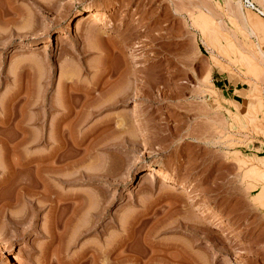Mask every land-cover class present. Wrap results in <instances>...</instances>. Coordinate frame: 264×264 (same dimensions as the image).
<instances>
[{"label": "rangeland", "instance_id": "374dc122", "mask_svg": "<svg viewBox=\"0 0 264 264\" xmlns=\"http://www.w3.org/2000/svg\"><path fill=\"white\" fill-rule=\"evenodd\" d=\"M247 1L264 10L0 0V264H264V16Z\"/></svg>", "mask_w": 264, "mask_h": 264}, {"label": "bare ground", "instance_id": "6f19581e", "mask_svg": "<svg viewBox=\"0 0 264 264\" xmlns=\"http://www.w3.org/2000/svg\"><path fill=\"white\" fill-rule=\"evenodd\" d=\"M247 2H249L250 3V5L255 9V10H257L260 14H262L263 16H264V10H261L260 8H257L256 6H255V4L253 3V2H251V1H247ZM243 5H241V7H242ZM262 6V5H261ZM106 7V6H105ZM106 9V8H105ZM105 12V11H104ZM104 19H105V14L103 13V11L102 12H91V13H88V15H86V17L84 16V17H82V18H80L78 21H77V23H76V25H75V28H73L72 27V29H75L76 31H77V33H79V32H81L83 29H85V28H92V26H94V25H97V24H100L101 22H103L104 21ZM110 26V25H109ZM70 28V27H69ZM73 31V30H72ZM230 46V45H229ZM229 46H228V48H229ZM228 50H230V51H232V53L233 54H237V55H239V59L241 60V59H244V56L240 53V52H233V50H231L230 48L228 49ZM229 52V51H228ZM260 100V99H259ZM138 105V104H137ZM257 105V104H256ZM259 106V108H260V105H258ZM137 107H139V106H136V108L134 107V110L135 109H137ZM257 108V107H256ZM262 108V107H261ZM256 110H258V109H256ZM257 112V111H256ZM260 112V111H259ZM262 113V112H261ZM70 114H72L71 112H70ZM253 114H255V113H253ZM252 118H251V120H253L254 122H256L257 120V118H255V116H251ZM262 117V116H261ZM260 121V120H259ZM258 121V122H259ZM260 123V122H259ZM263 124V123H262ZM256 128H258V126L256 127ZM258 133H259V131H258ZM261 163H263L262 161H260ZM19 164V163H18ZM20 164H22V163H20ZM28 163H26L25 162V165H23V167L25 166L26 167V165H27ZM29 164H30V162H29ZM28 164V165H29ZM27 165V166H28ZM17 166V165H16ZM32 166H34V165H32ZM39 166H41V165H38L37 166V168L36 169H38L37 171H40V172H42L43 170H44V168L43 167H45V166H42V171L40 170L41 168L39 167ZM48 166V165H47ZM50 166V165H49ZM262 167H264V164H263V166ZM3 168H5V167H3ZM2 167H1V169H3ZM27 168V167H26ZM31 170L33 169V167L31 168V166L29 167ZM29 168H27V170L29 169ZM34 168V169H35ZM48 168L52 171V169H53V167H46V171H48ZM154 168V167H153ZM153 168H151L152 170L149 172V174L147 173L143 178H144V180H145V178L147 179V180H149V181H156V180H160V181H162V182H168V181H171L172 180V175H170L168 172H166V170L164 171V170H162V168L161 169H153ZM259 169V168H258ZM257 169V170H258ZM264 169V168H263ZM19 170V169H18ZM49 170V172H51ZM11 171V170H10ZM14 171V170H13ZM21 171H23V170H20V172ZM18 172V171H17ZM40 172H38L37 173V175L38 176H40ZM45 172V171H44ZM14 173V172H13ZM43 173V172H42ZM16 174V173H15ZM255 174L256 175H258V176H260L261 178L263 177L264 178V171L263 172H256L255 171ZM7 175H9V174H7ZM11 175V174H10ZM37 176V177H38ZM44 176H40L39 177V179H40V181H42L41 179H43L44 180V178H43ZM7 178H8V176H7ZM142 181L143 183H146L147 182V180H145V181ZM177 180V179H176ZM3 182V181H2ZM38 183V182H37ZM41 183V187H42V185H44L43 183H45V185H47L46 184V182L45 181H43V182H40ZM39 184V183H38ZM40 185V184H39ZM44 185V187H46ZM27 186V188H26V190L28 189H30V187H31V185H29V187H28V185H26ZM25 186V187H26ZM34 186H36V185H34ZM34 186H32L31 188H35ZM38 186V185H37ZM24 187V186H23ZM25 187L23 188L24 189V192H25ZM174 187V186H173ZM179 187V186H178ZM37 188V187H36ZM47 188V187H46ZM174 188H176L177 189V187H174ZM181 189V191H184V192H186V193H191V188L189 189L188 187H181L180 188ZM180 189H178V192L180 193ZM27 190V191H28ZM32 190V189H31ZM35 190V189H34ZM37 190V189H36ZM35 190V191H36ZM23 191V190H22ZM27 191H26V193H27ZM35 191H33L34 192V195L36 194V196H38L39 194L38 193H35ZM38 191V190H37ZM36 191V192H37ZM49 191V190H48ZM29 192V191H28ZM29 193H32V191H30ZM47 194H48V192H46ZM45 193V194H46ZM38 194V195H37ZM183 194H185V193H183ZM30 195V194H29ZM189 196L188 197H193V194H192V196H190V194H188ZM44 196V195H43ZM41 197H42V195H41ZM48 197V196H47ZM43 198V197H42ZM45 198V197H44ZM47 200H48V198H46ZM50 199V198H49ZM192 199V198H191ZM190 199V200H191ZM194 199H195V197H194ZM196 201H197V199H196ZM196 201H195V203H196ZM191 202H193V200L191 201ZM198 202V201H197ZM194 203V204H195ZM199 203V202H198ZM193 204V203H192ZM196 205V204H195ZM199 204H197L196 206H198ZM195 206V207H196ZM199 208H200V206H199ZM203 209H205L204 207H202ZM203 209H201L200 208V213L203 215V217H210L211 218V220L210 221H212V222H214L215 223V225L219 228V229H221V231L223 230V231H226L227 233L229 232V228L230 227H227V223L226 224H224V222H222V221H220V220H218L216 217H214L212 214H210V212L211 211H209L208 212V210L206 211V210H203ZM197 210H198V208H197ZM205 219V218H204ZM209 222V221H208ZM211 222V223H212ZM225 232V233H226ZM231 232H232V230H231ZM231 232H230V234H231ZM234 232V231H233ZM232 232V233H233ZM235 233V232H234ZM233 233V236L235 235ZM236 234H237V232H236ZM239 235V234H238ZM236 236V235H235ZM236 237H239V236H236ZM233 238V237H232ZM2 241V240H1ZM0 241V242H1ZM3 242H4V240H3ZM2 243V242H1ZM5 244V243H4ZM18 256V258H16V260L17 259H19V261L21 260L20 258H19V255H17ZM15 260V261H16ZM23 260V259H22ZM21 260V261H22ZM18 261V262H19ZM24 261V260H23ZM24 263H25V261H24ZM23 263V264H24ZM18 264V263H17ZM21 264H22V262H21ZM27 264V263H26Z\"/></svg>", "mask_w": 264, "mask_h": 264}]
</instances>
